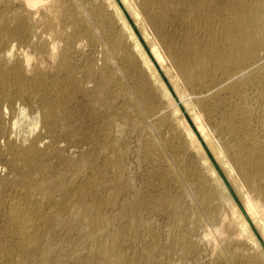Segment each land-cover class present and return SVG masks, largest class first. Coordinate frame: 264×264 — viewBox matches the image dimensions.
I'll use <instances>...</instances> for the list:
<instances>
[{"label":"bare ground","instance_id":"obj_1","mask_svg":"<svg viewBox=\"0 0 264 264\" xmlns=\"http://www.w3.org/2000/svg\"><path fill=\"white\" fill-rule=\"evenodd\" d=\"M14 1H17L18 9L12 15L0 12V168L7 171L5 184L10 188L2 201L3 214L0 210L3 220L0 243L4 251L0 255L5 260L11 258L17 248L23 254L22 264H31L35 255L42 262L61 264L53 261L58 247L53 246L46 238L48 235L43 233L48 221L52 220L62 226L65 223L75 225L77 233L96 245L95 251L78 258L80 264H140L126 256L120 246L126 236L115 227L118 219L128 220L132 228L143 223L151 226V222L135 214L138 192L117 216L107 215L103 203L98 200L105 174L98 167V160L104 156L107 162L121 161L122 153L116 144L123 124L113 104L118 91L106 92L112 82V71L102 53V42L95 36V26L91 18L83 14L86 8L75 6V11L68 0ZM123 1L137 21L149 20L159 29L161 40L172 53L186 86L215 83L220 75L231 91L242 92L254 86L258 98L264 102V0ZM172 15L178 20H186L188 24L184 30L192 35L178 51V44L166 36L167 22ZM196 31L208 37L199 41L194 36ZM111 44L114 50L123 53V63L136 67L137 60L126 51L124 40L116 38ZM97 47H100L98 57L92 59L87 51H95ZM154 51L160 58L155 46ZM139 94L142 97L137 103L145 107L140 121L148 126L157 125V119L166 117L170 107L153 104L147 84H143ZM79 97L83 106H72ZM179 102L191 107L183 97ZM196 122L210 148L232 174L240 177L247 211L264 235V146L255 134H251L250 146L244 139H238L233 156H229L231 148L214 140L202 115L197 116ZM227 128L235 131L232 124ZM186 132L190 146L202 150L193 131L186 128ZM85 145L92 150L81 159L74 160L66 155ZM122 173H119V180L123 179ZM212 173H216L214 169ZM258 180H263V185ZM179 181L184 184L183 176L179 175ZM129 184L119 181L115 188L123 191ZM208 202L203 200L201 203L207 206ZM171 206L174 220L181 225L187 209L178 199L172 200ZM199 208L194 203L192 211L198 214L202 211ZM63 211L69 212L67 219L63 218ZM232 211L238 224L230 223L225 216L222 224L208 229L203 236L208 240L217 236L213 241L217 248L220 246L224 250L225 264H235L230 249L225 250L227 242L243 243L250 234L256 249L261 248L237 207L233 206ZM211 216L214 219V214ZM87 227L90 230L85 234ZM229 227L233 229L229 230ZM130 236L134 239L137 233L133 231ZM179 239L182 249L191 252L193 246L189 237L181 234ZM152 247L144 249L139 257L152 261L151 264H161L153 258ZM247 251L251 254L249 249ZM165 262L174 264L172 260ZM243 263L252 264L251 256Z\"/></svg>","mask_w":264,"mask_h":264},{"label":"rangeland","instance_id":"obj_2","mask_svg":"<svg viewBox=\"0 0 264 264\" xmlns=\"http://www.w3.org/2000/svg\"><path fill=\"white\" fill-rule=\"evenodd\" d=\"M68 1L71 2L70 6L75 11L80 6L86 8L83 14L91 18V23L96 27L91 24L94 27L95 36L102 42V53L112 71L111 81L113 83L108 85L106 92L118 91V97L113 101V104L119 111L121 124L124 125L121 126L122 135H117L116 144L122 153L121 161L107 162L104 156L98 160V167L105 172L102 179L104 184L100 188L98 200L103 203V209L107 215L117 216L120 209L129 202L133 194L138 192L139 202L135 214L138 215V218L140 216L144 221L151 222V226L143 223L132 228L128 220L118 219L115 221V227L126 236L120 241V246L126 256L140 264H151L152 261L149 262L145 257L139 256L144 249L152 245L151 254L154 255L152 257L155 260L157 258L161 264L168 260H172L174 264H225L224 250H221L220 246L217 248L213 241L216 235L211 237V240L203 239V236L209 232L208 229L212 230L217 225L222 224V219L225 216L229 218L227 221L230 223L238 224L237 217L233 215L232 211L233 206H236L242 214V218L249 224L254 235L253 238L256 239L261 248L256 249V245L250 239L249 234L243 243L232 241L229 244L227 242L225 250L227 247L230 249L228 251L230 257L233 256L232 261L235 264H244L243 262H246L249 256H251L252 264H264V235L259 225L247 211L243 198L244 190H241V179L232 174L210 148L196 122L197 116L202 115L203 121L211 130L214 140H218L222 145L231 148V151L228 152L229 156H233L238 139H244L245 143H248L247 146H250L254 134L263 147L264 102L258 98L255 87L242 92L231 91L227 89L228 84L222 82L223 79L220 75H218V80L215 83L188 87L179 74L172 53L162 42L159 29L149 20L137 21L123 0ZM139 1L133 0L132 2L137 3ZM116 6L119 10L116 9ZM174 6L176 8L178 4ZM17 9V1L0 0V12L12 15ZM91 12L93 13L91 14ZM157 20L159 22L160 18ZM177 20L172 15L167 22L169 28L166 29V36L178 44L176 51L192 36L184 30L188 24L186 20L181 18ZM196 32L194 36L199 41H204L208 37L202 32ZM116 38H121L126 42V51L134 55L137 60L136 67H129L123 63V53L114 50L111 41ZM154 46L158 48L161 54L160 58L155 53ZM99 48L97 47L95 51L88 50L89 57L96 59ZM143 84L148 85L153 97V104L170 107L166 117L157 119V125L150 124L148 126L140 121L141 113L144 114L145 107L137 102L141 100L142 96L139 93ZM209 89L212 91H208ZM181 97L186 99V103L191 107L184 103L181 104L179 102ZM76 101L72 106L79 107L80 104L83 106L82 98L79 97ZM137 105L141 107L138 108ZM84 112L85 114L88 113ZM132 123L135 125L134 127H132ZM228 124H232L235 131L231 132L227 128ZM186 128L193 131L202 146V150L190 146ZM91 150L89 145H85L77 151L67 152L66 155H70L74 160H79ZM61 166L65 167L63 164ZM212 169L216 172L215 174L212 173ZM121 171L123 172V179L119 180L118 176ZM179 175L183 176L184 184L179 181ZM6 176L7 171L0 168L1 212L5 211L3 198L10 192V188L5 184ZM119 181H128L130 184L126 189L120 191L115 188ZM258 183L263 185V180H258ZM174 199H178L181 205L187 209L186 219L181 225H177L173 218L171 202ZM203 200L209 201L207 206L201 203ZM113 203L114 207L112 206ZM194 203L196 208L200 207L199 209L202 210L198 214L192 211ZM68 213L63 211V218L67 219ZM2 214L0 213L1 216ZM212 214H214V219H212ZM1 219L2 217H0V228L3 226ZM229 222L226 223L227 227L230 225ZM227 227L225 229H228ZM229 228V230L233 229V227ZM89 230L90 228L87 227L84 233L88 234ZM44 231V235H48L45 237L52 242L53 246L58 247L53 255L55 262L80 264L78 258L86 257L91 250L95 251L96 249V245H93L85 235L77 233L75 225L70 223H65L62 226L51 220L48 221ZM109 231L111 228L108 229V233ZM133 231L137 233V237L134 239L130 236ZM181 234L189 237L193 246L191 252L182 249L179 239ZM248 249L251 254L248 253ZM18 251L17 248H14L12 257L8 256L14 258L13 260L5 256L8 259H2L0 255L1 264H22L23 254ZM0 253H4L2 248ZM30 262L31 264H50L40 261L37 255ZM132 264L134 263L132 262Z\"/></svg>","mask_w":264,"mask_h":264},{"label":"water","instance_id":"obj_3","mask_svg":"<svg viewBox=\"0 0 264 264\" xmlns=\"http://www.w3.org/2000/svg\"><path fill=\"white\" fill-rule=\"evenodd\" d=\"M228 186H229V184H228ZM230 187V186H229Z\"/></svg>","mask_w":264,"mask_h":264}]
</instances>
